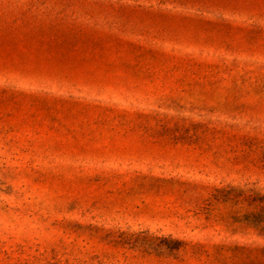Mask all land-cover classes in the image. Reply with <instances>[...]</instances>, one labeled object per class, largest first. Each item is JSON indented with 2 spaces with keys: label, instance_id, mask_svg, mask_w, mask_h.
I'll use <instances>...</instances> for the list:
<instances>
[{
  "label": "rangeland",
  "instance_id": "obj_1",
  "mask_svg": "<svg viewBox=\"0 0 264 264\" xmlns=\"http://www.w3.org/2000/svg\"><path fill=\"white\" fill-rule=\"evenodd\" d=\"M0 264H264V0H0Z\"/></svg>",
  "mask_w": 264,
  "mask_h": 264
}]
</instances>
